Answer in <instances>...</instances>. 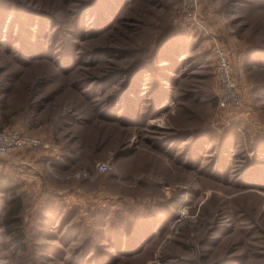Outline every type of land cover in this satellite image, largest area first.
Wrapping results in <instances>:
<instances>
[{
	"label": "rangeland",
	"instance_id": "rangeland-1",
	"mask_svg": "<svg viewBox=\"0 0 264 264\" xmlns=\"http://www.w3.org/2000/svg\"><path fill=\"white\" fill-rule=\"evenodd\" d=\"M14 127L0 264H264V0H0Z\"/></svg>",
	"mask_w": 264,
	"mask_h": 264
},
{
	"label": "built area",
	"instance_id": "built-area-1",
	"mask_svg": "<svg viewBox=\"0 0 264 264\" xmlns=\"http://www.w3.org/2000/svg\"><path fill=\"white\" fill-rule=\"evenodd\" d=\"M180 2L183 7L189 4H197V0H180ZM218 59L220 104L224 107L239 105L242 99L238 92V85L234 78L233 67L228 53L219 48ZM39 147L49 149L51 146L42 138L17 128L0 130V157L2 158H11L22 149H36ZM107 169L108 166L105 164L99 166V170L106 171Z\"/></svg>",
	"mask_w": 264,
	"mask_h": 264
},
{
	"label": "trees",
	"instance_id": "trees-1",
	"mask_svg": "<svg viewBox=\"0 0 264 264\" xmlns=\"http://www.w3.org/2000/svg\"><path fill=\"white\" fill-rule=\"evenodd\" d=\"M7 189L9 191H12V189H14V187L9 186ZM16 203H18L20 205L21 204L20 199L17 198ZM13 219L14 220L11 219V222H12L11 224H13V226H14L13 228L17 229V226H18V228L21 227L22 222L19 221L20 219H17V218H13ZM14 240L19 243V246L21 245V243H22L21 241L24 240V235H23L22 231H20L16 235H14ZM20 248H22V246H20Z\"/></svg>",
	"mask_w": 264,
	"mask_h": 264
},
{
	"label": "crops",
	"instance_id": "crops-1",
	"mask_svg": "<svg viewBox=\"0 0 264 264\" xmlns=\"http://www.w3.org/2000/svg\"><path fill=\"white\" fill-rule=\"evenodd\" d=\"M14 128H18V129H20L19 127H14ZM20 130H21V129H20ZM19 153H20V154H18V159H19V161L21 160L22 163L25 162V160H26V158H27L26 150H21ZM26 164H27L26 162L23 163V165H26Z\"/></svg>",
	"mask_w": 264,
	"mask_h": 264
}]
</instances>
